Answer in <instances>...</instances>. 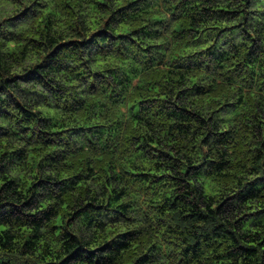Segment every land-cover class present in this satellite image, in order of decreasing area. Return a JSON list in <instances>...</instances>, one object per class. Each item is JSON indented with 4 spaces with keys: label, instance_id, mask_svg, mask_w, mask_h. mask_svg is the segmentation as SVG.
Returning <instances> with one entry per match:
<instances>
[{
    "label": "clouds",
    "instance_id": "clouds-1",
    "mask_svg": "<svg viewBox=\"0 0 264 264\" xmlns=\"http://www.w3.org/2000/svg\"><path fill=\"white\" fill-rule=\"evenodd\" d=\"M0 264H264V0H0Z\"/></svg>",
    "mask_w": 264,
    "mask_h": 264
}]
</instances>
